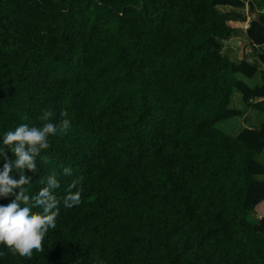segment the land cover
Masks as SVG:
<instances>
[{
    "label": "trees",
    "instance_id": "1",
    "mask_svg": "<svg viewBox=\"0 0 264 264\" xmlns=\"http://www.w3.org/2000/svg\"><path fill=\"white\" fill-rule=\"evenodd\" d=\"M262 7L0 0V146L21 123L41 126L45 110L71 124L27 186L34 195L56 172V228L43 252L0 264H264V122L237 135L217 126L245 114L235 90L264 111V74L255 86L236 76L264 64ZM238 24L248 41L232 59L224 47ZM78 178L82 203L65 208Z\"/></svg>",
    "mask_w": 264,
    "mask_h": 264
},
{
    "label": "clouds",
    "instance_id": "2",
    "mask_svg": "<svg viewBox=\"0 0 264 264\" xmlns=\"http://www.w3.org/2000/svg\"><path fill=\"white\" fill-rule=\"evenodd\" d=\"M61 115L66 117L67 113ZM52 117L53 113L45 110L40 117L43 121L41 126L21 123L3 134L0 146V198L9 202L0 204V245L7 250L0 252V256L18 254L30 260L34 252L44 251L46 235L56 228L61 205L54 191L61 186L56 172L53 171L41 181L44 186L36 194H31L27 187L37 174V158L44 163L50 162V157L41 155L50 148L49 138L67 134L71 128L69 119L64 118L57 123ZM61 175L72 176L73 169L64 167ZM78 183L79 178L69 185L62 201L65 208L82 203V189L77 188Z\"/></svg>",
    "mask_w": 264,
    "mask_h": 264
},
{
    "label": "rangeland",
    "instance_id": "3",
    "mask_svg": "<svg viewBox=\"0 0 264 264\" xmlns=\"http://www.w3.org/2000/svg\"><path fill=\"white\" fill-rule=\"evenodd\" d=\"M220 8L222 9V7ZM226 9L227 8H223L222 10ZM245 11H247V9ZM244 26L245 24L239 25V33L237 34L238 37L230 38L225 42L224 52L228 54L232 59H239V54L242 53V44L248 41L246 32L243 30ZM254 56L256 59V53H254ZM263 74L264 64H261L259 70L253 77H249L240 72H238L236 76L239 79L247 82L249 85L255 86L262 83ZM231 106L236 108H243L245 114L243 116L228 118L218 123L217 126L230 135H237L245 126L259 127L264 122V111H258L256 109H252V107L247 106L245 104V101L243 100L242 94L238 90H235L233 93ZM259 159L261 161H264V153L259 155ZM257 177L260 179H264V174H260Z\"/></svg>",
    "mask_w": 264,
    "mask_h": 264
},
{
    "label": "crops",
    "instance_id": "4",
    "mask_svg": "<svg viewBox=\"0 0 264 264\" xmlns=\"http://www.w3.org/2000/svg\"><path fill=\"white\" fill-rule=\"evenodd\" d=\"M259 10V9H258ZM260 11H264V8L262 7V9ZM244 31H246V29H243ZM235 37H238V36H235Z\"/></svg>",
    "mask_w": 264,
    "mask_h": 264
}]
</instances>
